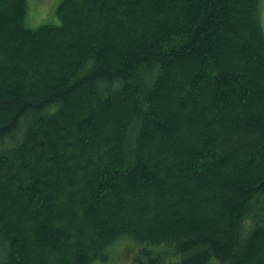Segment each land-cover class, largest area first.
Returning a JSON list of instances; mask_svg holds the SVG:
<instances>
[{
  "label": "trees",
  "instance_id": "16d2710c",
  "mask_svg": "<svg viewBox=\"0 0 264 264\" xmlns=\"http://www.w3.org/2000/svg\"><path fill=\"white\" fill-rule=\"evenodd\" d=\"M260 1L0 0V264H264Z\"/></svg>",
  "mask_w": 264,
  "mask_h": 264
},
{
  "label": "rangeland",
  "instance_id": "374dc122",
  "mask_svg": "<svg viewBox=\"0 0 264 264\" xmlns=\"http://www.w3.org/2000/svg\"><path fill=\"white\" fill-rule=\"evenodd\" d=\"M61 1L62 0H27L26 25L29 28L35 29L45 24H58L55 11ZM259 16L264 31V0L260 1ZM129 247L132 248V245L124 240L117 242L109 251L111 256L109 264H136L133 261L129 262V257L132 256V253H130L131 251L128 250ZM101 263L103 262L96 261L91 264ZM210 264L215 263L211 261Z\"/></svg>",
  "mask_w": 264,
  "mask_h": 264
}]
</instances>
